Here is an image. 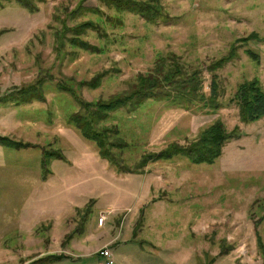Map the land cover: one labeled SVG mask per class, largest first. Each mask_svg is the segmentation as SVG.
<instances>
[{
  "label": "rangeland",
  "instance_id": "rangeland-1",
  "mask_svg": "<svg viewBox=\"0 0 264 264\" xmlns=\"http://www.w3.org/2000/svg\"><path fill=\"white\" fill-rule=\"evenodd\" d=\"M156 1L163 19L148 23L124 13L121 28L106 30L113 40L92 32L81 37L91 48L102 45L103 53L79 51L61 63L54 43L71 36L62 22L68 29L99 16L85 12L73 19L78 4L97 9L101 18L113 12L99 0H42L34 13L2 2L0 97L40 71L75 82L106 71L97 88H81L79 95L87 102L107 99L149 70L155 54L172 53L199 70L204 95L215 76L221 108L208 113L147 101L134 114H112L107 124H118L131 144L122 155L126 165L170 143L186 145L214 120L228 132L235 128L237 138L210 165L173 157L147 164L143 174H119L65 125L76 103L54 85H47L43 101L0 105V137L28 145L0 144V264L51 255L63 258L49 264H103L97 252L104 247L113 264H262L264 117L239 122L232 98L245 81L256 80L264 91V0ZM43 150L61 157L49 160L46 171ZM99 217L103 227L96 225Z\"/></svg>",
  "mask_w": 264,
  "mask_h": 264
},
{
  "label": "trees",
  "instance_id": "trees-1",
  "mask_svg": "<svg viewBox=\"0 0 264 264\" xmlns=\"http://www.w3.org/2000/svg\"><path fill=\"white\" fill-rule=\"evenodd\" d=\"M10 1L28 13H34L37 9L35 5L42 0H0V6L2 2ZM155 1L148 0L144 3L138 0H99L107 11L113 12L102 18L97 9H84L78 4L76 10L70 12L74 16L73 19L85 12L97 13L99 16L68 29L62 22L63 29L71 36L63 39L60 38L61 35L59 38L56 37L55 60L59 63L66 57L71 60L79 51L87 54L103 53L105 49L102 45L91 48L83 42L82 38L87 32H92L97 37H104V40H113V37H108L106 30L121 28V16L124 13L136 15L148 23H152L158 17L163 19V16L160 17V6ZM64 48L68 50L65 52ZM225 61L226 58L216 61L212 66L213 69H219ZM152 62L153 65L149 70L134 77L126 91L107 99L87 102L81 98L79 90L97 88L109 72L98 73L88 82H75L72 78L55 79L48 72L40 71L34 81L17 87V89L13 88V92L0 97V105L22 106L31 101H43V95L48 91L47 85H54V90L57 89L59 92L70 95L76 103V110L67 115L66 121L63 118L65 125L72 128L82 139L93 144L98 158L105 161L108 167L119 174H143L147 164L173 157L185 158L195 165L212 164L221 155L224 145L238 136L235 128L228 132L219 120H214L200 128L194 139L186 145L170 143L158 152L141 154L139 160L135 161L134 165L132 164V168H129V164L126 165L128 161L122 155L131 144L124 140L118 124H107L110 123L112 114L115 115L116 112L122 110L134 114L147 101H162L170 107L182 110L204 109L208 113L221 108L217 100L214 75L210 79L208 95H204L199 70L185 67L176 55L157 53ZM232 101L237 108L239 122L249 124L264 117V91L261 90L256 80L238 84ZM0 144L14 149L28 147L27 144L13 142L5 137H0ZM43 159L46 163L41 164V168L46 171L49 160H59L61 157L56 151L43 150L41 160ZM62 258V255H51L29 264H49ZM262 264H264V251L262 252Z\"/></svg>",
  "mask_w": 264,
  "mask_h": 264
},
{
  "label": "built area",
  "instance_id": "built-area-1",
  "mask_svg": "<svg viewBox=\"0 0 264 264\" xmlns=\"http://www.w3.org/2000/svg\"><path fill=\"white\" fill-rule=\"evenodd\" d=\"M105 221V218L104 217H99L97 219V222H96V225L98 227H101L103 222ZM97 256L102 259V263L103 264H113V258H112V255L110 253V251L108 250V248H102L100 249L98 252H97Z\"/></svg>",
  "mask_w": 264,
  "mask_h": 264
},
{
  "label": "crops",
  "instance_id": "crops-1",
  "mask_svg": "<svg viewBox=\"0 0 264 264\" xmlns=\"http://www.w3.org/2000/svg\"><path fill=\"white\" fill-rule=\"evenodd\" d=\"M104 226V225H103ZM102 226V227H103ZM97 228V227H96ZM98 229V228H97ZM112 241H114L113 239L112 240H110V241H108V242H105V243H103L104 245L103 246H105V245H108V244H112ZM110 253H111V251H110ZM112 255V254H111ZM99 258V257H98ZM103 262V261H102Z\"/></svg>",
  "mask_w": 264,
  "mask_h": 264
}]
</instances>
